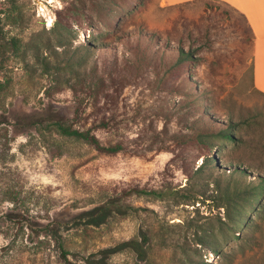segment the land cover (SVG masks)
<instances>
[{"label":"rangeland","instance_id":"374dc122","mask_svg":"<svg viewBox=\"0 0 264 264\" xmlns=\"http://www.w3.org/2000/svg\"><path fill=\"white\" fill-rule=\"evenodd\" d=\"M126 1L0 0V15L10 14L0 22V37L27 44L52 39L53 28L67 24L73 48L95 42L89 67L99 64L101 75L116 66L107 85L118 89L110 102L100 96L87 107L84 123L109 119L108 109L117 106L116 125L95 132L104 143H124L107 154L48 130L15 126L17 117L42 115L48 107L74 119L76 95L45 74L30 51L0 55V79L10 81L0 95V264H264V190L260 200L255 194L264 181V93L254 84L253 37L244 17L214 0H142L116 30V11ZM179 47L198 60L187 65L190 87L173 89ZM50 58L53 65L65 59ZM128 61L129 72L118 68ZM146 63L147 75L136 72ZM230 123L237 125L235 142L210 138L208 148L193 140L196 131ZM208 154L226 174L197 170ZM133 187L164 190L165 197L127 195L131 209L122 213L117 198ZM109 202L116 206L106 209ZM14 217L35 226L53 220L68 243L69 262L53 244L1 249ZM208 234L210 246L197 243ZM132 239L149 245L146 260L126 242ZM36 241L28 238V245Z\"/></svg>","mask_w":264,"mask_h":264},{"label":"trees","instance_id":"16d2710c","mask_svg":"<svg viewBox=\"0 0 264 264\" xmlns=\"http://www.w3.org/2000/svg\"><path fill=\"white\" fill-rule=\"evenodd\" d=\"M142 2V0L126 1V5L116 11V30L121 28L122 23L126 19H128V17H132V15L138 10L139 5ZM0 14H2V12H0ZM4 14L5 15L3 17L0 15V22L5 18L10 17V14ZM247 26L253 37L251 28L248 24ZM53 31L54 34L52 39L39 38L40 36H38L35 39L29 40L27 44H23L22 40L18 39L17 37H11L7 39L3 35L2 37H0V55L12 51L15 52L16 56H25V53L27 54L30 51V54H32L33 58L43 65L45 74L52 73L54 81L59 84L62 80V83H64L63 85L67 86V88H70L75 93L77 105L75 107L74 119L69 120L63 118L57 110L48 107L45 109L46 113L42 115L35 113L25 114V116H20L19 118L17 117L18 121L15 122V126H26L30 130H37V132L40 134H43L45 131L48 130L51 134L57 133V135L61 137L71 138L73 140L86 143L92 146L97 151L107 154H116L122 151L124 149L123 142L119 141L116 143L109 144L104 143L95 132V130L99 127L112 128L116 125L117 115L115 114V111L117 110V106L116 108L108 109L112 110L113 112L109 119H99L97 121H92L87 124L84 123L87 107H91L93 104L94 106H97V103L101 100L100 96H104V99L107 100V102H110V93L118 89V86L114 82L112 83L113 85H107V79H110L112 81V76L117 73L116 66L109 68L110 71L105 70L106 72L100 75L98 71L99 64L95 63L93 66L89 67V63L91 62V59L93 57V50L96 47L94 41H90L84 45H80L76 48H73V42L69 40L68 35L72 31L71 26L67 24H61L59 28H53ZM139 35L141 36L140 33ZM105 48L107 49V47ZM177 53L178 58L175 64L178 67V71L176 75L177 78L175 79V81H172V88H175L173 84H176V86L185 85V87H190L192 83V73L187 71V65L195 64L198 59L195 56L194 51H186L183 47L177 48ZM60 55H63L65 58L63 60V63L53 65L50 57L59 58ZM161 59L164 58L162 57ZM150 66L151 64L149 63H146L144 65L137 64L134 69L137 70L136 72L140 73V75H147V72H150ZM130 67L131 61H128L125 63L124 66H120L118 68H120L124 72H129ZM119 72L120 70L118 71V73ZM169 72L170 70H166L164 74H168ZM125 75L127 74H124V76ZM63 76L66 77L65 81L62 79ZM162 77L166 78L165 75ZM9 83L10 81H2L0 79V95L5 94V92L9 89ZM175 92L180 91L175 89ZM107 106L110 105L107 104ZM82 123L84 124L82 125ZM236 126V124L230 123V125L227 127L218 126L213 131H196L193 140L199 143V145L204 144L208 148H212L213 145V143H210V138H218L224 142H235L237 141V139L233 131L235 130ZM206 166L213 167V172L216 173L217 176H222L223 174H226V169L223 170L221 165L218 163L217 157L215 155H206L203 159L202 165L199 166L197 170H199L200 168H206ZM188 176H191L189 172H187V177ZM257 186L258 187L256 189L255 194L257 200H260L259 198L264 190V181H261V183H259V185ZM124 194L125 195H120L117 198V203L119 204V206H121L122 210L120 212L122 213H125L131 209V206H129L124 200V197L127 195L147 194L153 195L154 198L165 197L164 190H144L139 189L138 187H133L129 190H126L124 191ZM105 206L106 209H111L112 206L116 205L113 204V202H109ZM11 214L13 213H7L6 216L10 218ZM100 214L103 215L102 209H100ZM17 218L18 217H16L15 219H10L11 222L14 223H11L9 231L4 233L3 236L7 241V244L1 249H7V251H12L18 250V248H21V246L26 249L29 246L39 248L46 246V244H53L54 247L58 249L60 256L65 261V263L69 262L68 255L70 254V249L68 248V243H66V238L62 235V233H59L60 230L56 229V227L54 226L53 220H50L48 223H38V225L35 223V226L31 220L27 221L24 219L25 222H21ZM57 228H59V226ZM26 236L30 239H33L35 237L37 239L36 243L28 245V238H26ZM208 237H210L209 234L206 236H200L197 239V243L201 244L202 246H210V241ZM144 239L147 242L149 240V236L145 235ZM126 242L133 248H135V250L138 251L139 254L145 260L147 259L149 245L147 247H143L140 243H138V241H134L133 239L128 240ZM211 248H213L214 252H219L218 250H220L217 246L214 245Z\"/></svg>","mask_w":264,"mask_h":264},{"label":"crops","instance_id":"0c3cea01","mask_svg":"<svg viewBox=\"0 0 264 264\" xmlns=\"http://www.w3.org/2000/svg\"><path fill=\"white\" fill-rule=\"evenodd\" d=\"M193 0H161L165 5H175ZM239 11L253 33L254 84L264 93V0H216Z\"/></svg>","mask_w":264,"mask_h":264}]
</instances>
